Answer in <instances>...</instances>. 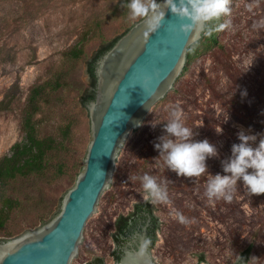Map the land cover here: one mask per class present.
Here are the masks:
<instances>
[{"label": "rangeland", "instance_id": "374dc122", "mask_svg": "<svg viewBox=\"0 0 264 264\" xmlns=\"http://www.w3.org/2000/svg\"><path fill=\"white\" fill-rule=\"evenodd\" d=\"M120 2L0 0V155L21 138L27 97L32 86L42 85L40 111L35 115L41 122V134L57 136L65 149L60 157L63 171L42 187L44 195L56 201H61L83 170L92 138L89 101L83 103V95L93 88L88 61L102 44L136 23L128 20V13L111 14ZM252 3L253 0H232L231 15L220 21L230 19L232 27L218 32L219 45L190 62L187 75L150 114L148 125L120 150L112 179L114 190L104 196L101 214L85 232L76 264H96V258H101L102 264H117L113 255L117 247L114 220L119 214L129 213L134 203L145 200L140 181L128 179L132 176L128 165L143 138L158 139L164 133L169 105L182 107L186 126L193 128V140L207 139L216 146L218 156L206 160L210 175L224 174L221 162L231 155L232 136L238 131L259 134L256 143L264 135V130L235 119L225 105L230 99L241 100L244 95L249 103L256 104L257 112L264 110V29L253 27L264 19V0H259L250 12L247 5ZM96 18L101 21L99 26L94 24ZM87 28H95V33L87 41L84 53L69 58L66 52ZM224 64L235 70L239 87L223 69ZM100 94L96 87L98 99ZM235 105L240 107L239 102ZM66 126L69 131L63 135ZM218 128L222 132L218 133ZM122 161L127 164L119 172ZM146 173L167 182L170 201L168 204L149 201L157 222L154 244L149 250L153 264H264V194L249 195L242 182H238L231 203L223 200L212 203L204 195L207 173L199 178H186L188 188L171 185L181 178L167 170L163 161L149 165ZM30 187V194L37 198V191ZM177 211L189 222H178L174 215ZM30 218V214H18L9 223V229L25 227ZM40 226L38 223L2 237L0 242L13 240ZM129 240L130 237L124 243ZM248 245L251 247L246 255Z\"/></svg>", "mask_w": 264, "mask_h": 264}, {"label": "water", "instance_id": "95a60500", "mask_svg": "<svg viewBox=\"0 0 264 264\" xmlns=\"http://www.w3.org/2000/svg\"><path fill=\"white\" fill-rule=\"evenodd\" d=\"M179 23L166 11L161 28L145 40L143 24L136 22L98 58L95 88L101 94L89 101L93 131L84 168L56 215L35 231L0 242V264H76L85 232L101 214L104 196L114 190L109 181L120 150L148 125L150 114L188 73L190 63L182 70L188 38L178 31ZM145 74L150 77L148 92L141 87ZM150 225L148 215L129 237H149Z\"/></svg>", "mask_w": 264, "mask_h": 264}, {"label": "clouds", "instance_id": "9594fccd", "mask_svg": "<svg viewBox=\"0 0 264 264\" xmlns=\"http://www.w3.org/2000/svg\"><path fill=\"white\" fill-rule=\"evenodd\" d=\"M258 2L253 0L252 4L247 5L248 11L252 12ZM231 3L232 0H127L123 6L127 9L128 20L143 24L142 35L145 40L161 28L166 11L170 12L181 21L178 31L188 38L186 46L191 50L198 45L202 36L208 37L232 27L230 19L220 22L231 15ZM253 27L256 30L264 29V19L255 22ZM149 79L145 74L141 83L145 92L149 91ZM163 129L164 133L158 137L159 142L154 144V148L158 156L162 157L166 169L178 177L191 179L208 174L206 160L217 157L218 150L207 139L193 140V128L186 126L184 112L179 104L168 106V119L163 123ZM216 130L222 132L221 128ZM258 135L246 134L244 130L237 132L239 143L232 144L231 155L221 162L224 174H208L204 195L209 202L223 200L231 203L238 182H242L249 195L264 194V135H260L256 143ZM128 179L140 181L146 201L153 204L170 202L166 181H158L148 173ZM174 215L182 224L189 222L178 211ZM150 246V238L145 234H135L124 248L120 264H152Z\"/></svg>", "mask_w": 264, "mask_h": 264}, {"label": "trees", "instance_id": "16d2710c", "mask_svg": "<svg viewBox=\"0 0 264 264\" xmlns=\"http://www.w3.org/2000/svg\"><path fill=\"white\" fill-rule=\"evenodd\" d=\"M127 0H121L111 10V14H119L126 16L127 10L123 6ZM125 10H124V9ZM96 26L101 21L96 18L94 23ZM128 29V28H127ZM125 30V32L127 31ZM95 33V28H87L68 49L66 55L69 58H78L84 51L89 38ZM122 35V34H121ZM120 35L112 38L108 42L102 44L96 53L88 61L87 71L93 86L91 91L83 95V103H86L95 97L96 74L95 67L98 58L108 50L118 39ZM219 45L218 32H214L211 36H202L196 47L186 52V61L182 70L187 69L188 64L198 55L211 49L213 46ZM223 69L230 78L234 80L239 87V80L235 76V70L228 65H223ZM43 90L42 85L36 84L32 86L27 97L25 110L21 120L22 136L14 141L6 152L0 155V239L9 237L18 231L36 226L38 223L44 224L58 213L61 208V201L48 198L42 190L43 185L52 183V180L59 176L63 171V163L60 160L63 155L64 147L61 145L59 138L53 134L42 135L40 131V119L35 115L40 111L39 94ZM240 103V107L235 105ZM226 108L232 116L238 121L254 127L257 130H264V110L257 112L259 108L253 102L249 103L246 96L242 95L241 100L236 98L230 99L226 104ZM69 131V126L62 130L63 135ZM155 137L143 138L141 146L138 148L137 154L129 163L128 173L132 176H141L146 173V169L153 163L160 164L162 157L158 156V151L154 148V144L158 143ZM232 143H239L237 134L232 136ZM158 161V162H156ZM118 166L119 172L125 169L127 161L121 162ZM51 173H49L51 170ZM181 181L173 180L171 185L176 188H188L189 184L186 177L180 176ZM139 181V180H137ZM29 184V185H27ZM31 186V187H30ZM36 190L38 197L34 198L30 192ZM30 214L25 227L19 230L9 229V223L18 214ZM150 215L151 225L149 234L151 246L155 240V229L157 228L156 218L152 214L149 201L134 203L133 209L127 214H119L114 220L115 230L114 236L117 247L113 251L116 260L121 254V246L130 236L139 222ZM150 246V247H151ZM250 245L245 249L247 255L250 251ZM101 258H96L95 263L101 262Z\"/></svg>", "mask_w": 264, "mask_h": 264}]
</instances>
